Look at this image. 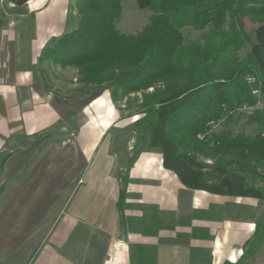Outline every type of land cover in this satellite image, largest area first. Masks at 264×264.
I'll return each instance as SVG.
<instances>
[{
  "label": "crops",
  "instance_id": "0c3cea01",
  "mask_svg": "<svg viewBox=\"0 0 264 264\" xmlns=\"http://www.w3.org/2000/svg\"><path fill=\"white\" fill-rule=\"evenodd\" d=\"M68 3L28 0L0 28V154L9 153L0 172V264H129V243L154 245L156 264H205L191 261V248L208 250L209 264L234 263L255 236L251 218L195 217L189 225L155 235L123 232L107 99L99 104L94 91L58 97L45 89L34 69L49 38L67 32ZM22 137L25 143L9 148ZM146 178L156 183L140 182ZM178 184L175 174L163 168L161 155L156 162L141 151L127 168L125 203L130 206L124 215L141 217L138 205L145 204L176 217L181 212ZM204 208L191 199L184 214ZM192 227L206 229L210 237L190 236ZM260 257L253 249L241 262L264 264Z\"/></svg>",
  "mask_w": 264,
  "mask_h": 264
},
{
  "label": "trees",
  "instance_id": "16d2710c",
  "mask_svg": "<svg viewBox=\"0 0 264 264\" xmlns=\"http://www.w3.org/2000/svg\"><path fill=\"white\" fill-rule=\"evenodd\" d=\"M7 1L19 8L28 0ZM134 1L156 13L136 34H122L115 27L121 0H74L76 27L49 38L38 62L73 66L79 83L110 87L111 98L152 88L141 104L152 118L142 143L160 153L163 168L189 189L264 201V107L247 117L255 123L253 134L209 131L227 106L231 111L254 105L253 90L264 100V0ZM185 26L202 31V43L185 45ZM245 44L249 50L238 60L236 51ZM142 149L134 151L127 168ZM8 155L0 154V172ZM124 196L125 183L117 202L124 233L155 235L198 217L193 213L183 221L145 204L138 205L141 217L125 216L130 205ZM190 236L210 237L195 227ZM252 245L234 263L222 264H242ZM128 247L129 264H156L154 245ZM190 259L209 264L211 255L191 248Z\"/></svg>",
  "mask_w": 264,
  "mask_h": 264
},
{
  "label": "rangeland",
  "instance_id": "374dc122",
  "mask_svg": "<svg viewBox=\"0 0 264 264\" xmlns=\"http://www.w3.org/2000/svg\"><path fill=\"white\" fill-rule=\"evenodd\" d=\"M120 5L121 13L117 20H115V27L118 32L122 34H136L148 23L150 16L156 13L154 8H138L134 0H121ZM21 10V8L12 7L7 1H0V28L7 22V17L12 18L13 15ZM77 22L78 16L75 12L74 0H69L67 19L64 25L65 31H69L73 27H76ZM62 27L63 26H61V28ZM180 31L185 45L202 43V31L192 29L189 26L182 27ZM2 42L3 39L0 32V79L3 75L4 69L2 56L3 50L1 49ZM248 50L249 45L245 44L236 51V58L238 60L244 59ZM34 69L42 74L45 89L58 97L68 98L81 95L89 91H94L97 92L99 96V104H103V99H107V105L110 109H112L113 116V124L109 128L108 137L110 138L111 149L116 154L117 161L114 171L121 179V188H123V184L125 183L126 189L127 166L137 148L142 146V151L149 153L150 156L156 160V162L160 160V153L154 149H147L146 144L142 143L147 136L148 125L152 118L143 112L141 104L143 95L152 92V88H148L143 91L131 92L122 97L119 93H117L114 98H111L110 91L112 89L110 87H97L93 85L85 86L79 83L77 81V69L73 66H60L58 64L51 63V61L44 60L37 63V65L34 66ZM249 80L253 82L252 78H249ZM252 94L256 98V103L254 105L235 107L231 111H229L230 109H228L227 106L220 119L211 125L209 131L221 132L224 130L231 132L232 134H253L255 123L247 122V117L254 110L262 109L264 107V100L263 95L259 94V92L252 91ZM50 134L52 135L54 133ZM25 142L26 138H18L13 141V144L9 145V148L13 149ZM7 151L8 149L4 150L3 153H6ZM207 161L209 162L210 160ZM140 182L147 186H152L156 183L154 180L149 178L141 180ZM177 195L181 212L176 217H182V219H184L183 221H185L186 217L191 216L193 213H195L198 217L219 220H222L223 218L253 219L256 223V231L254 237L255 240L251 242L253 244L251 247L252 250L259 249L262 257H260V259H264V201L215 196L198 190H190L180 184H178ZM191 199L193 200V204H202L205 208L196 209L190 215H186L184 212L188 208L189 201ZM195 233L200 234L198 230H196ZM20 261L18 264H20Z\"/></svg>",
  "mask_w": 264,
  "mask_h": 264
},
{
  "label": "built area",
  "instance_id": "2783aa9c",
  "mask_svg": "<svg viewBox=\"0 0 264 264\" xmlns=\"http://www.w3.org/2000/svg\"><path fill=\"white\" fill-rule=\"evenodd\" d=\"M253 91H257V90H253Z\"/></svg>",
  "mask_w": 264,
  "mask_h": 264
}]
</instances>
